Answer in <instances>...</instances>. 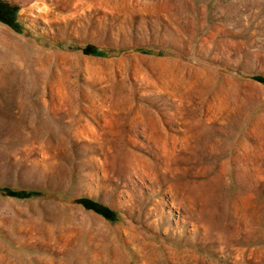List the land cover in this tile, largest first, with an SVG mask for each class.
<instances>
[{
	"label": "rangeland",
	"instance_id": "rangeland-1",
	"mask_svg": "<svg viewBox=\"0 0 264 264\" xmlns=\"http://www.w3.org/2000/svg\"><path fill=\"white\" fill-rule=\"evenodd\" d=\"M0 264H264V0H0Z\"/></svg>",
	"mask_w": 264,
	"mask_h": 264
},
{
	"label": "trees",
	"instance_id": "trees-1",
	"mask_svg": "<svg viewBox=\"0 0 264 264\" xmlns=\"http://www.w3.org/2000/svg\"><path fill=\"white\" fill-rule=\"evenodd\" d=\"M85 204L93 208L95 207L94 204L92 202H89L88 200L85 201Z\"/></svg>",
	"mask_w": 264,
	"mask_h": 264
}]
</instances>
